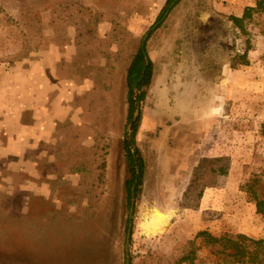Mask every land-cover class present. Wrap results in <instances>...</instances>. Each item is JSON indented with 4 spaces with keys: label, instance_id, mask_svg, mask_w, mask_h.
Here are the masks:
<instances>
[{
    "label": "rangeland",
    "instance_id": "374dc122",
    "mask_svg": "<svg viewBox=\"0 0 264 264\" xmlns=\"http://www.w3.org/2000/svg\"><path fill=\"white\" fill-rule=\"evenodd\" d=\"M259 1L179 0L161 26L152 28L166 0H0V90L9 94L11 74L22 76L23 59L37 45L56 40L47 30L64 28L68 13L78 14L73 24L80 35L85 27L94 35L75 36L81 81L91 76L94 85L75 90L69 100L80 111L73 126L65 124L61 131L56 170L64 176L55 181L54 194L11 195L0 176V264H180L192 251L193 264H248L213 252L216 248L197 234L264 239V214L245 187L264 169ZM247 7L254 10L243 19ZM50 10L60 12L64 22L42 16ZM233 16L240 19L238 27ZM100 22L106 23L104 34ZM147 34L153 80L156 76L164 92L156 87L143 103L136 139L146 175L140 195L128 202L124 78ZM86 41L89 52L83 49ZM249 46V64L232 68L233 57ZM87 56L97 60L95 70ZM63 76L70 84L72 68ZM9 107L11 96L0 99L1 109ZM7 113L0 117L11 124ZM213 156H228V171L189 191L196 167ZM43 167L52 170L47 162Z\"/></svg>",
    "mask_w": 264,
    "mask_h": 264
},
{
    "label": "crops",
    "instance_id": "0c3cea01",
    "mask_svg": "<svg viewBox=\"0 0 264 264\" xmlns=\"http://www.w3.org/2000/svg\"><path fill=\"white\" fill-rule=\"evenodd\" d=\"M70 4L72 7L73 3ZM42 16L55 17L58 22L63 21L58 18L61 17L60 12L55 14L50 10L43 12ZM76 16L78 14L73 13L63 16L68 21L64 28H48L47 33L55 34L56 40L51 45H37L23 59L22 76L11 74V81H8L11 94L0 90V99L11 96V107L6 110L0 108V116L11 112V124H7V119L0 117V163L5 167L0 176L9 182L5 188L11 195L21 192L26 199L37 195L48 199L56 190L55 181L64 176L56 170L60 163L58 148L63 147L61 131L65 124L73 126L74 117H78L80 111L69 100L75 90L90 91L94 85L91 76H85L81 81V57L78 54L80 50L77 49L79 39L75 38L77 35L88 40L93 32L90 35V27H85L80 35L81 30L78 31L77 25L73 24ZM97 28L104 34L106 23L100 22ZM87 42H84L83 49L89 52L90 45ZM46 47L48 48L45 49ZM86 60L91 66L95 67L97 64L96 59H89L88 56ZM69 67L72 68V79L67 85L68 80L63 73ZM1 80L0 77V83ZM124 83L127 85V72ZM156 87L164 92L155 76L148 95ZM66 100L68 102H64ZM94 110L86 109L83 116L90 115V111ZM7 114L10 116V113ZM46 162L51 164L52 170L43 167Z\"/></svg>",
    "mask_w": 264,
    "mask_h": 264
},
{
    "label": "trees",
    "instance_id": "16d2710c",
    "mask_svg": "<svg viewBox=\"0 0 264 264\" xmlns=\"http://www.w3.org/2000/svg\"><path fill=\"white\" fill-rule=\"evenodd\" d=\"M175 0H166L163 8L158 14L152 28L160 27L165 13L170 10L171 3ZM259 7H264V0L258 2ZM254 7L245 9L244 17L251 15ZM235 26H239V18L231 17ZM251 47H247L243 54L233 57L231 62L232 68H237L240 64L248 65V52ZM155 65L151 59L146 45H141L133 56V59L127 69V123H130L139 109V116L133 122L131 127V141L126 136L123 140V146L126 152L128 176L125 180V191L128 202L133 199V194L138 197L142 190V185L146 175V161L141 149L137 146V135L141 126L143 117V103L147 99L150 86L153 81ZM264 135V124L262 129ZM132 144L136 147L133 148ZM106 158L104 157L102 166L106 168ZM230 158L228 156L205 157L196 167L189 191L192 188H204L207 186V179L210 176L224 174L228 171ZM256 185H259L256 188ZM246 190L251 192L256 202L257 212L264 214V169L261 173L255 174L246 184ZM188 192V190H187ZM202 237L208 246H212L213 252L223 253L228 257H232L239 262H248V264H264V239H254L245 234H238L236 238L221 237L215 238L207 231H201L197 234V238ZM195 260L194 251L182 257L178 263L193 264Z\"/></svg>",
    "mask_w": 264,
    "mask_h": 264
},
{
    "label": "water",
    "instance_id": "95a60500",
    "mask_svg": "<svg viewBox=\"0 0 264 264\" xmlns=\"http://www.w3.org/2000/svg\"><path fill=\"white\" fill-rule=\"evenodd\" d=\"M178 1H179V0H175V1H173V2L171 3V5H170V9L173 8V7L177 4ZM169 13H170V10H168V11L165 13L164 17H167V16L169 15ZM147 39H148V34L145 35V37H144V39H143V43H142L143 46L145 45ZM139 112H140V111H139V109H138V110L136 111V113H135V115H134L132 121H131L130 123L127 124V128H126V138H127V140H129V141H131V127H132V124H133V122L136 121L137 117L139 116ZM132 146H133V148L136 147L135 144H132ZM133 198H134V194H133ZM134 208H135V203L132 202V204H131V214L133 213ZM131 227H132V223L129 224V230H128V232H127L126 253L129 252V243H130V237H131ZM126 264H130V261L127 260V263H126Z\"/></svg>",
    "mask_w": 264,
    "mask_h": 264
}]
</instances>
